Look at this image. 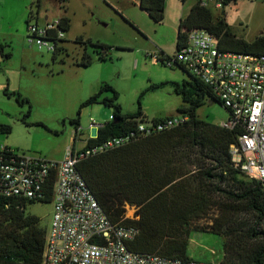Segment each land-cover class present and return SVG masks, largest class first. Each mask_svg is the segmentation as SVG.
<instances>
[{
  "label": "trees",
  "instance_id": "obj_1",
  "mask_svg": "<svg viewBox=\"0 0 264 264\" xmlns=\"http://www.w3.org/2000/svg\"><path fill=\"white\" fill-rule=\"evenodd\" d=\"M137 1L139 9L153 22L163 21L165 0ZM231 1L235 0H222V6ZM40 2L32 0L31 5L38 11ZM68 28L69 19L61 17L59 29L67 32ZM194 29L214 35L221 51L264 56V34L252 41L236 37L224 18L213 19L210 8L201 1L191 5L186 16L179 20L176 50L185 43L186 33ZM58 43L53 58L62 50ZM78 43L99 48L98 59H106L107 45L82 38ZM0 54L9 57L3 54L1 43ZM169 60L163 52L156 57L162 66ZM91 61L83 52L75 65L86 67ZM186 74L188 80L171 83L174 93L185 103L177 111L179 116H186V120L148 135L141 134L136 127L139 121L145 120L140 106L134 114H121L117 92L111 86H101L82 102L78 114L82 107L92 104L112 109V120L97 128L95 137L87 139L86 147L112 137L132 133L133 136L121 147L80 161L76 169L108 219L137 230L134 239L127 243L129 250L191 261L187 256L189 233L200 231L224 238L223 258L218 264H264V190L257 180L245 178L231 162L230 146L237 143L241 130L207 123L197 116L196 110L205 97L222 103L211 87ZM163 85H151L148 89ZM104 91H111L112 95L103 97ZM70 123L77 132L79 118ZM10 130L9 126L0 124V133ZM75 141L76 134L71 153L75 150ZM53 182L54 173L50 175L42 199L0 197V264H42L46 231L39 226L36 216L25 213V206L38 201L49 203ZM126 207L134 208L133 217L125 216Z\"/></svg>",
  "mask_w": 264,
  "mask_h": 264
},
{
  "label": "rangeland",
  "instance_id": "obj_2",
  "mask_svg": "<svg viewBox=\"0 0 264 264\" xmlns=\"http://www.w3.org/2000/svg\"><path fill=\"white\" fill-rule=\"evenodd\" d=\"M32 0H0V124L10 127L0 133V146L19 154L62 162L72 146L74 127L70 120L79 118V150L83 141L96 135L97 128L112 120V109L92 104L78 109L82 102L107 84L117 92L121 114H134L140 106L145 120L154 117L179 116L177 109L185 105L173 91L172 82L188 80L177 67L162 66L155 56L160 52L175 54L179 20L191 5L205 0H165L164 19L153 22L139 9L137 0H40L37 11ZM213 19L223 17L230 31L238 38L252 41L264 33V0H235L215 8L207 5ZM30 11V13H29ZM70 18L65 40L58 43L55 58L51 52L29 44L26 19L42 26L47 16L54 21L61 15ZM29 14V17H28ZM8 23V24H7ZM24 30V31H23ZM23 31V33H22ZM79 38L109 47L107 57L98 59L96 48L79 44ZM83 52L91 57L86 67L75 65ZM164 83L149 90L151 85ZM104 91L103 97H110ZM207 123L220 125L228 112L217 101L205 97L196 110ZM82 139V140H80ZM53 202L26 204L25 213L39 219V226L48 231ZM134 208L126 207V217H133ZM202 221L201 223H203ZM224 238L220 235L190 231L187 256L205 264H218L223 258Z\"/></svg>",
  "mask_w": 264,
  "mask_h": 264
},
{
  "label": "built area",
  "instance_id": "obj_3",
  "mask_svg": "<svg viewBox=\"0 0 264 264\" xmlns=\"http://www.w3.org/2000/svg\"><path fill=\"white\" fill-rule=\"evenodd\" d=\"M201 2L222 8V0ZM59 25L61 18L42 26L28 22L27 42L53 54L58 41L65 37ZM165 64L186 71L212 88L228 112L227 121L220 126L241 130L237 143L230 146L233 167L245 178L257 180L264 190V56L221 51L214 35L194 29L186 33L185 43ZM185 120L186 116L142 120L136 127L148 135ZM75 134L78 141L76 131ZM132 136L133 133L112 137L90 147L85 146L87 140L80 139L84 145L69 151L62 162L26 156L0 146V197L42 199L54 173L53 212L42 264H205L129 250L127 243L134 239L137 230L112 223L76 169L80 161L121 147Z\"/></svg>",
  "mask_w": 264,
  "mask_h": 264
},
{
  "label": "crops",
  "instance_id": "obj_4",
  "mask_svg": "<svg viewBox=\"0 0 264 264\" xmlns=\"http://www.w3.org/2000/svg\"><path fill=\"white\" fill-rule=\"evenodd\" d=\"M62 2H63V9L65 8V6H64V4L65 3H67L68 2V0H62ZM137 4H138V2H137ZM65 14L62 16H60L59 18H61V17H67L68 19H69V28H68V31H69V29H70V18L66 15V12H64ZM26 21H27V19H26ZM43 21H45V22H47L48 21V17L47 16H44L43 17ZM44 22V23H45ZM37 24H38V22H36ZM8 24V23H7ZM24 31V30H23ZM23 31H22V33H23ZM63 40H65V37H64V39ZM182 71V70H181ZM154 118H163V117H154ZM153 119V118H152ZM79 130V129H78ZM78 130H77V138L78 137H80V134H79V132H78ZM74 134H75V129H74ZM72 142H73V139H72ZM75 143H76V141H75ZM70 151V150H69Z\"/></svg>",
  "mask_w": 264,
  "mask_h": 264
},
{
  "label": "water",
  "instance_id": "obj_5",
  "mask_svg": "<svg viewBox=\"0 0 264 264\" xmlns=\"http://www.w3.org/2000/svg\"><path fill=\"white\" fill-rule=\"evenodd\" d=\"M101 126V125H100Z\"/></svg>",
  "mask_w": 264,
  "mask_h": 264
}]
</instances>
